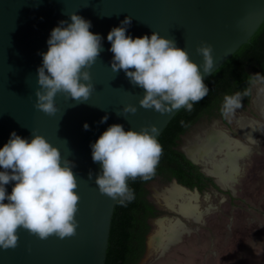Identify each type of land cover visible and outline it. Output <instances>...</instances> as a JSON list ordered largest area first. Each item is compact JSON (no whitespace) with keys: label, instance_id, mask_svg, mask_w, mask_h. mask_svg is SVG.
Masks as SVG:
<instances>
[{"label":"water","instance_id":"1","mask_svg":"<svg viewBox=\"0 0 264 264\" xmlns=\"http://www.w3.org/2000/svg\"><path fill=\"white\" fill-rule=\"evenodd\" d=\"M73 13L91 21L90 31L103 37V51L89 69L94 90L84 103L58 93L57 112L47 115L35 107L40 54L48 50L51 30L61 20L70 23ZM126 17H131L127 35L136 38L156 32L173 39L198 66L203 58L196 49L202 43L211 45L214 65L205 74V83L264 23V0H0V148L13 131L29 141L33 132L45 137L63 158L75 163L79 196L75 235L41 240L21 227L17 247L0 249V264H105L118 199L102 194L95 184L101 165L93 162L90 145L113 124L123 125L125 131L154 125L158 139L182 109L166 114L144 109L139 100L145 90L132 85L123 70L111 71L114 54L107 35ZM128 105L137 111L124 114ZM106 115L107 121L100 123ZM13 186L14 182L6 186L9 194Z\"/></svg>","mask_w":264,"mask_h":264},{"label":"clouds","instance_id":"2","mask_svg":"<svg viewBox=\"0 0 264 264\" xmlns=\"http://www.w3.org/2000/svg\"><path fill=\"white\" fill-rule=\"evenodd\" d=\"M69 17L70 23L61 20L51 30L48 50L40 54L35 107L47 115L57 112L58 93L78 103L89 100L94 90L89 69L103 51V37L90 31L91 21L76 13ZM130 25L131 17H126L107 35L109 51L114 54L111 71L123 70L132 85L145 90L139 100L144 109L160 114L181 108L191 111L208 92L203 81L214 65L212 46L202 43L196 49L203 58L198 66L173 39L156 32L133 38L126 34ZM240 106L239 93L225 97L226 113ZM136 111L132 105L122 109L124 114ZM107 119V115L102 117L100 123ZM83 127L89 130L87 123ZM157 135L154 125L125 131L123 125L113 124L90 145L93 162L101 165L94 182L102 194L121 204L135 198L128 180H148L154 175L162 154ZM75 167L45 137L33 132L29 141L15 131L10 134L0 148V249L17 247L21 227L41 240L50 235L60 239L75 235L79 201ZM92 177L89 172L88 178ZM12 182L9 194L6 186Z\"/></svg>","mask_w":264,"mask_h":264},{"label":"rangeland","instance_id":"3","mask_svg":"<svg viewBox=\"0 0 264 264\" xmlns=\"http://www.w3.org/2000/svg\"><path fill=\"white\" fill-rule=\"evenodd\" d=\"M254 77L247 105L231 113L225 112L224 118H203L182 137L180 143V149L185 150L215 127L229 137L245 142V151L235 159L232 182L221 186L213 176L221 190L230 191L232 196L213 187L204 193L186 190L195 194L197 209L201 213L195 221L168 204V191L176 186L174 181L157 179L152 182L149 185L150 200L162 213L150 222L152 229L140 264H264V132L255 141H244L239 126L241 120H247L264 128V106L260 103L264 97V82L257 74ZM211 148L207 152L212 155L215 151L213 159L217 162L225 157V152L219 148ZM204 159L205 154H199V165L206 171ZM165 219L177 221L184 228L183 234L175 244L150 248V238L158 229L157 222Z\"/></svg>","mask_w":264,"mask_h":264},{"label":"trees","instance_id":"4","mask_svg":"<svg viewBox=\"0 0 264 264\" xmlns=\"http://www.w3.org/2000/svg\"><path fill=\"white\" fill-rule=\"evenodd\" d=\"M254 74H259L264 82V23L251 40L205 82L208 87L206 96L194 103L191 111L182 108L161 133L157 141L162 146V154L154 175L148 180L140 177L128 180L135 198L125 204L117 200L105 264L141 263L152 229L150 222L162 213L150 200L149 185L155 180H176L178 184L199 193L213 187L232 196L230 191L221 190L212 176L205 174L199 165L187 158L180 149V143L182 137L203 118H224L226 96L239 93L241 106L247 105L251 99Z\"/></svg>","mask_w":264,"mask_h":264},{"label":"bare ground","instance_id":"5","mask_svg":"<svg viewBox=\"0 0 264 264\" xmlns=\"http://www.w3.org/2000/svg\"><path fill=\"white\" fill-rule=\"evenodd\" d=\"M260 103L264 106V97L261 98ZM239 126L244 141H255V138L264 132L262 125L252 121L241 120ZM213 147L225 152V157L219 162L213 159L215 151L212 155L207 152L209 148L213 150ZM245 148V142L235 141L224 132L211 129L196 144L190 145L186 149V154L194 160L198 159L199 154H205L206 172L214 176L221 186H226L234 179L235 159L245 151ZM194 195L177 185L172 186L168 191V204L186 218L196 221L201 217V213L197 209ZM157 223L158 229L150 238V248H165L175 244L184 232L183 226L175 220L165 219Z\"/></svg>","mask_w":264,"mask_h":264},{"label":"flooded vegetation","instance_id":"6","mask_svg":"<svg viewBox=\"0 0 264 264\" xmlns=\"http://www.w3.org/2000/svg\"><path fill=\"white\" fill-rule=\"evenodd\" d=\"M212 129H216V130H219V129H217V127H215V128H212ZM211 130V129H210ZM220 131V130H219ZM222 132V131H221ZM223 133V132H222ZM229 137V136H228ZM203 138V137H202ZM229 138H231V137H229ZM200 139H198V141H199ZM235 140V139H234ZM235 141H237V140H235ZM195 144H196V142H195ZM194 145V144H193ZM183 151L186 153L187 151H186V149L184 150L183 149ZM174 181H176V180H174ZM177 182V181H176ZM178 183V182H177Z\"/></svg>","mask_w":264,"mask_h":264}]
</instances>
